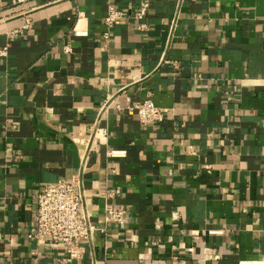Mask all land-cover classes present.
Returning a JSON list of instances; mask_svg holds the SVG:
<instances>
[{
  "label": "crops",
  "instance_id": "crops-1",
  "mask_svg": "<svg viewBox=\"0 0 264 264\" xmlns=\"http://www.w3.org/2000/svg\"><path fill=\"white\" fill-rule=\"evenodd\" d=\"M176 2L140 30L142 0H0V264H264V0H184L170 39ZM147 98L165 113L145 124L127 105ZM98 116L88 207L101 226L110 190L125 220L67 262L29 236L37 195L78 171Z\"/></svg>",
  "mask_w": 264,
  "mask_h": 264
},
{
  "label": "built area",
  "instance_id": "built-area-1",
  "mask_svg": "<svg viewBox=\"0 0 264 264\" xmlns=\"http://www.w3.org/2000/svg\"><path fill=\"white\" fill-rule=\"evenodd\" d=\"M17 3L28 2L32 0H15ZM184 0H177L174 15L169 26V37L172 38L173 31L179 20L180 12ZM152 0H142L141 5L134 11L133 17L139 22L138 29L144 30L147 24L144 21ZM83 12H77V18L81 17ZM123 19V11L118 9L113 2L107 5V14L104 18L109 28L118 24ZM31 27L30 18H25V22L10 34L22 33ZM108 37V33H106ZM8 53V44L0 47V56H6ZM104 104L100 108V114L107 108ZM127 107L135 112L141 123H153L159 121L165 113V109L155 104L150 99L142 101L129 100ZM100 116L91 127V138L87 142L85 153L81 157V163L78 171L69 179H60L56 182L47 183L43 186L37 195V208L34 214L35 230L29 236L38 245L55 244L62 245L66 250L65 260L73 262L82 258L84 253L83 243L92 244L95 231L98 229L105 232L110 224H121L125 220L126 210L116 207L108 202V199L114 196L110 190H100L97 195L107 200L103 210L102 223L93 222V214L88 207V197L83 180V173L88 160V151L91 143L98 140L100 143L105 141L106 130L99 126ZM114 155L115 152L109 151Z\"/></svg>",
  "mask_w": 264,
  "mask_h": 264
}]
</instances>
